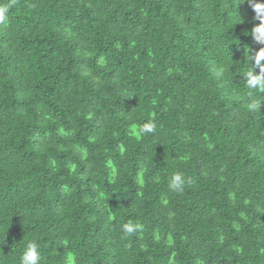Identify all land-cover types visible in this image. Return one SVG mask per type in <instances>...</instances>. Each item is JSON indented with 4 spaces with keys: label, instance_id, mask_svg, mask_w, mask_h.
Masks as SVG:
<instances>
[{
    "label": "trees",
    "instance_id": "obj_1",
    "mask_svg": "<svg viewBox=\"0 0 264 264\" xmlns=\"http://www.w3.org/2000/svg\"><path fill=\"white\" fill-rule=\"evenodd\" d=\"M4 4L0 264H19L29 240L41 264H264V93L249 112L243 81L261 47L249 5ZM148 121L156 130L141 135ZM177 171L181 192L168 186ZM126 223L138 228L125 235Z\"/></svg>",
    "mask_w": 264,
    "mask_h": 264
},
{
    "label": "clouds",
    "instance_id": "obj_2",
    "mask_svg": "<svg viewBox=\"0 0 264 264\" xmlns=\"http://www.w3.org/2000/svg\"><path fill=\"white\" fill-rule=\"evenodd\" d=\"M242 3L246 2L252 9L254 16L253 20L258 21L254 23L250 29V35L255 43L261 45L252 55H248V68L244 73L243 81L248 89L249 100L246 103V108L249 112L256 113L259 111L260 101L252 98L254 91L264 93V0H241ZM10 5H0V21L6 19ZM238 21H242V17L238 15ZM156 124L152 121L143 123L140 126V134L146 135L154 133ZM190 182V181H188ZM185 177L180 172H174L168 181L169 189L174 192L183 191L185 185ZM138 225L126 223L123 225L125 235H131ZM41 253L39 244L35 240L27 241L20 253L19 264H41ZM72 257H69V264H71Z\"/></svg>",
    "mask_w": 264,
    "mask_h": 264
}]
</instances>
